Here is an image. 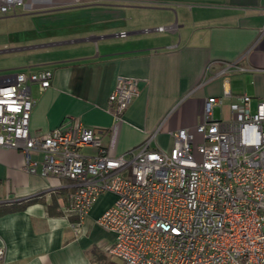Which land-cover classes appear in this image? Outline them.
Here are the masks:
<instances>
[{
	"label": "crops",
	"instance_id": "obj_1",
	"mask_svg": "<svg viewBox=\"0 0 264 264\" xmlns=\"http://www.w3.org/2000/svg\"><path fill=\"white\" fill-rule=\"evenodd\" d=\"M20 9L10 17L30 16L35 27L20 38L21 47L11 49L27 54L17 70L52 71L47 88L31 85L33 135L77 118L101 131V146L112 155L138 148L156 129L149 146L169 150V131L192 129L207 96L229 90L213 110L222 120L231 118L243 94L250 96L251 112L264 100V0H61ZM233 61L240 68L223 70ZM117 75L139 79L138 94L121 119L108 104ZM80 151L95 155L99 149ZM40 171L25 169L21 150L0 147V249L6 263L124 264L107 250L114 233L96 222L115 194L99 195L76 231L71 223L77 217L68 211L72 181Z\"/></svg>",
	"mask_w": 264,
	"mask_h": 264
},
{
	"label": "built area",
	"instance_id": "obj_2",
	"mask_svg": "<svg viewBox=\"0 0 264 264\" xmlns=\"http://www.w3.org/2000/svg\"><path fill=\"white\" fill-rule=\"evenodd\" d=\"M60 1L0 0V13ZM228 68L240 67L233 61L223 70ZM51 79L46 68L0 75V147L21 150L30 173L40 166L45 176L72 181L68 211L77 217L71 223L76 231L98 196L109 191L115 200L96 222L114 233L107 250L124 264H264V100L251 112L250 96L243 94L229 120L216 119L214 107L230 94L225 89L223 96L204 99L192 129L169 131V150L149 146L156 129L138 148L112 155L101 146V131L77 118L30 133L31 85L45 89ZM138 84L136 77L116 76L108 96L116 119L138 94ZM85 146L99 152L83 154ZM0 264H7L2 249Z\"/></svg>",
	"mask_w": 264,
	"mask_h": 264
},
{
	"label": "rangeland",
	"instance_id": "obj_3",
	"mask_svg": "<svg viewBox=\"0 0 264 264\" xmlns=\"http://www.w3.org/2000/svg\"><path fill=\"white\" fill-rule=\"evenodd\" d=\"M22 11L18 8L15 14ZM12 13H0V75L15 72L21 59L26 57L25 50H11L12 48L21 47L24 43L19 42L20 38H26L28 31L35 27L34 19L30 16L19 15L10 17ZM18 40V43L11 41Z\"/></svg>",
	"mask_w": 264,
	"mask_h": 264
}]
</instances>
